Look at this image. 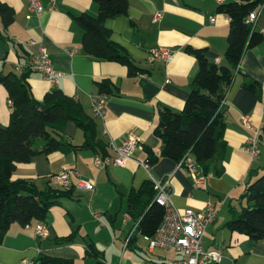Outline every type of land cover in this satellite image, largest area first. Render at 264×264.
<instances>
[{
	"label": "crops",
	"instance_id": "1",
	"mask_svg": "<svg viewBox=\"0 0 264 264\" xmlns=\"http://www.w3.org/2000/svg\"><path fill=\"white\" fill-rule=\"evenodd\" d=\"M41 1L44 13L29 17L26 0H0L14 12V22L8 28L3 27L0 16V72L18 76L28 73L32 96L39 102L55 90L77 100L95 119L97 137L108 145V156L103 158L92 149L81 148L86 141L84 132L76 122L68 121L61 127V149L38 153L28 163L17 164L13 180L32 181L40 190L63 188L54 177L71 169L74 173L69 189H73L74 196L61 199L46 221H34L26 227L13 224L0 240V264H34L40 254L74 264L182 260L183 255L175 250L150 249L148 236L141 233L138 222L129 214L131 194L146 182L166 176H170L169 191L177 209L202 212L207 204H215L216 217L205 231L204 247L221 253L219 264H264V240H250L227 227L231 208L239 207L251 172L264 173V42L245 52L226 95L223 115L228 149L223 175L214 176L212 168L204 174L192 154L180 163L162 158L146 167L147 150L156 155L162 150V141L154 134L160 110L167 107L181 112L198 74L197 59L186 51L187 47L206 50L212 63L227 64L230 20L218 11V0H128L127 14L108 19L105 26L112 40L143 70L136 77L129 75L125 65L96 61L83 51V30L76 18L82 14L97 17L99 6L95 0ZM236 1L223 0L222 4ZM255 11L258 15L254 29L264 36V9L259 5ZM157 12L163 16L155 23ZM154 48L171 49L174 57L167 63H151L148 54ZM41 50L48 53L55 70L65 76L58 85L27 69L30 59ZM247 79L261 84L260 99L244 90ZM104 80L115 88L111 95L103 94L99 88ZM98 99H103L106 106L103 118L93 115V102ZM11 113L8 92L0 83V128L8 127ZM244 115L250 117L252 127L242 123ZM257 134L259 155L253 158L246 146ZM130 140L135 143L131 158L123 166L114 165L117 150ZM97 158L103 160L101 167ZM189 161L199 168L200 182L192 176ZM80 178L93 181L95 190L79 189ZM38 224L48 228L49 238L36 236ZM73 233L71 243L58 244L57 240ZM90 245L98 257L87 255Z\"/></svg>",
	"mask_w": 264,
	"mask_h": 264
},
{
	"label": "trees",
	"instance_id": "2",
	"mask_svg": "<svg viewBox=\"0 0 264 264\" xmlns=\"http://www.w3.org/2000/svg\"><path fill=\"white\" fill-rule=\"evenodd\" d=\"M99 6L97 17L82 14L76 18L83 30V51L96 61L115 62L128 67L129 75L136 77L143 72L130 58L125 49L112 40L111 31L105 26L108 19L126 15L128 0H95ZM262 1L238 0L220 5L218 11L230 20L226 65L212 63L206 50L187 47L186 51L198 62L199 71L192 82V89L181 112L163 108L154 134L162 141L160 155L147 150L149 167L162 158L180 163L192 154L204 174L213 169L214 176L224 173L223 163L227 153L225 141L226 121L223 110L225 99L232 87L236 70L245 52L264 42L263 34L246 22L247 17ZM0 16L4 28L14 22L13 10L0 2ZM28 73L18 76L0 72V83L6 88L12 113L7 128H0V240L13 224L22 227L34 221H46L52 208L61 199L72 198V188H48L40 190L29 180H13L17 164L28 163L38 153H50L62 147L61 127L74 121L84 132L85 143L81 148L92 149L101 157L108 156V145L97 137L95 119L89 116L81 104L61 90L46 94L39 102L32 96L27 81ZM103 94L115 92L113 84L104 80L99 83ZM243 88L256 98L262 97V86L247 79ZM38 142H42L40 146ZM77 149V147L73 146ZM213 166V167H212ZM258 172V171H257ZM251 172L239 207H232V218L227 227L250 240H264V173ZM157 191L153 181H148L129 199V214L138 222V229L152 237L164 217V208L156 202ZM75 233L57 240L64 245L74 240ZM90 257H98L90 245ZM34 264H74L67 259L40 254Z\"/></svg>",
	"mask_w": 264,
	"mask_h": 264
},
{
	"label": "built area",
	"instance_id": "3",
	"mask_svg": "<svg viewBox=\"0 0 264 264\" xmlns=\"http://www.w3.org/2000/svg\"><path fill=\"white\" fill-rule=\"evenodd\" d=\"M28 3L29 17L40 16L45 8L41 0H26ZM219 4L223 0H218ZM261 10L264 9V1L260 4ZM257 11H253L247 17L246 22L254 26L257 19ZM162 12H157L154 16V22L162 19ZM174 57V51L167 48H154L149 51L148 60L151 63H167ZM29 72H35L52 85H58L65 77L62 72L55 70L52 60L45 50H41L37 55L30 59L27 66ZM106 114V106L103 99L94 100L93 115L95 118H103ZM242 123L247 127H252L250 117L244 115ZM134 140L127 142L122 148L118 149V157L113 160L116 166H123L131 158ZM259 134L252 138L246 150L253 158L258 157ZM99 167L103 160L96 159ZM148 165H146L147 167ZM189 170L196 181H199L201 172L195 162L189 161ZM74 173L71 169H65L54 177V181L63 188H69L71 185L70 177ZM78 175V174H77ZM200 182V181H199ZM154 188L157 191L156 202L164 208V217L152 237H146L149 241V248L170 249L183 255L182 260H175L169 263L152 262L150 264H219L222 261V255L218 251L207 250L204 247V234L207 227L212 224L216 217V206L214 203L207 204L204 211H195L192 208L185 210L177 209L171 200L170 194V176L161 180H153ZM77 187L86 191H94L95 183L80 178ZM35 234L40 239L50 237L48 228L43 224L35 227Z\"/></svg>",
	"mask_w": 264,
	"mask_h": 264
},
{
	"label": "water",
	"instance_id": "4",
	"mask_svg": "<svg viewBox=\"0 0 264 264\" xmlns=\"http://www.w3.org/2000/svg\"><path fill=\"white\" fill-rule=\"evenodd\" d=\"M226 109L223 110V112L225 111Z\"/></svg>",
	"mask_w": 264,
	"mask_h": 264
}]
</instances>
